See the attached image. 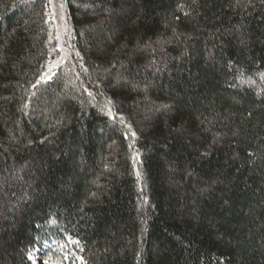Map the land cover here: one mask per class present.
Masks as SVG:
<instances>
[{
	"label": "trees",
	"instance_id": "1",
	"mask_svg": "<svg viewBox=\"0 0 264 264\" xmlns=\"http://www.w3.org/2000/svg\"><path fill=\"white\" fill-rule=\"evenodd\" d=\"M63 1L42 78L0 0V264H264V0Z\"/></svg>",
	"mask_w": 264,
	"mask_h": 264
},
{
	"label": "rangeland",
	"instance_id": "2",
	"mask_svg": "<svg viewBox=\"0 0 264 264\" xmlns=\"http://www.w3.org/2000/svg\"><path fill=\"white\" fill-rule=\"evenodd\" d=\"M54 19L56 21V33L58 44L60 47V57L53 60L48 70L42 75V78L47 77L53 69H55L66 57L70 55L72 47L70 42L69 24L67 21L66 7L63 0H51ZM73 51V50H72Z\"/></svg>",
	"mask_w": 264,
	"mask_h": 264
},
{
	"label": "snow or ice",
	"instance_id": "3",
	"mask_svg": "<svg viewBox=\"0 0 264 264\" xmlns=\"http://www.w3.org/2000/svg\"><path fill=\"white\" fill-rule=\"evenodd\" d=\"M29 259H31V256H29ZM44 264H48V262H47V261H45V262H44Z\"/></svg>",
	"mask_w": 264,
	"mask_h": 264
}]
</instances>
